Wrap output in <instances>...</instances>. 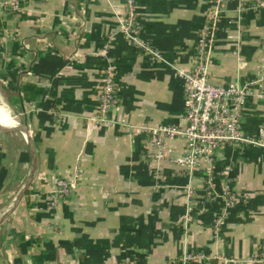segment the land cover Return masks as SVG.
Masks as SVG:
<instances>
[{
	"label": "crops",
	"instance_id": "crops-1",
	"mask_svg": "<svg viewBox=\"0 0 264 264\" xmlns=\"http://www.w3.org/2000/svg\"><path fill=\"white\" fill-rule=\"evenodd\" d=\"M136 0L139 32L121 33L126 0H23L0 9V264H264V0ZM217 28L209 59L214 84L253 81L240 128L256 146H228L217 169L239 203L223 211L204 192L203 166L178 168L181 139L151 142V130L183 116V81L207 15ZM141 44L156 52L151 55ZM116 102L100 125L104 77ZM24 84L38 89L22 96ZM7 108V109H6ZM21 126L22 131L17 128ZM29 144V143H28ZM30 152V153H29ZM157 155H161L158 159ZM71 193L56 199L55 181ZM55 200V201H54ZM28 203V205H27Z\"/></svg>",
	"mask_w": 264,
	"mask_h": 264
},
{
	"label": "built area",
	"instance_id": "built-area-1",
	"mask_svg": "<svg viewBox=\"0 0 264 264\" xmlns=\"http://www.w3.org/2000/svg\"><path fill=\"white\" fill-rule=\"evenodd\" d=\"M135 1L126 0V18L121 33L132 39L139 32L140 24L135 18ZM229 0H215L216 8ZM238 4V12L247 7L261 8V0H232ZM23 0H0L3 13H19ZM218 22L216 11H211L196 40L195 56L188 71H180L183 81L184 113L176 125L156 127L150 132L151 142L160 147L163 140L181 139L183 153L177 159L178 168L192 173L203 166L204 192L208 199L217 200L223 211L236 206L239 197L229 184H221V178L228 175L229 167L217 169L220 151L228 146H256L259 142L245 137L240 128L243 107L255 85L253 81L233 83L227 86L214 84L209 75V59L214 43ZM151 55L156 52L146 44H141ZM117 87L114 79L107 74L99 88L97 114L91 120L100 125L111 124L108 114L116 102ZM161 155H157L159 159ZM56 199H65L71 193L67 180L55 181ZM55 201V200H54ZM202 259L200 255L186 254L179 259V264H187Z\"/></svg>",
	"mask_w": 264,
	"mask_h": 264
},
{
	"label": "water",
	"instance_id": "water-1",
	"mask_svg": "<svg viewBox=\"0 0 264 264\" xmlns=\"http://www.w3.org/2000/svg\"><path fill=\"white\" fill-rule=\"evenodd\" d=\"M0 129H1L2 133H4V134H11L15 130L14 128L6 127V126H1ZM22 133L25 135V137L27 138L28 143L30 145L29 135H28V132L25 128L23 129ZM30 151H31V163H30L29 168H28V174H27L26 180H25L22 188L20 189V191L17 193V195L11 201L9 206L6 208L5 212L1 215L0 225L4 222V220L10 215V213L17 206L18 202L22 199V197L24 196V194L26 193V191L28 190V188L32 182L33 175H34L35 161H34V153H33L32 148H30Z\"/></svg>",
	"mask_w": 264,
	"mask_h": 264
},
{
	"label": "trees",
	"instance_id": "trees-1",
	"mask_svg": "<svg viewBox=\"0 0 264 264\" xmlns=\"http://www.w3.org/2000/svg\"><path fill=\"white\" fill-rule=\"evenodd\" d=\"M19 90L22 94V96L24 97H29V98H35L38 94V89L33 86V85H29V84H24V85H21L19 87ZM28 205V203H27Z\"/></svg>",
	"mask_w": 264,
	"mask_h": 264
},
{
	"label": "bare ground",
	"instance_id": "bare-ground-1",
	"mask_svg": "<svg viewBox=\"0 0 264 264\" xmlns=\"http://www.w3.org/2000/svg\"><path fill=\"white\" fill-rule=\"evenodd\" d=\"M6 109H7V108H6ZM6 111H7V110H6ZM6 111H4L3 109L0 108V115L6 116V115H7V114H6ZM17 130L21 132V131H22V127L19 126V127L17 128ZM27 145H28V150H29L30 148H29L28 141H27ZM29 153H30V152H29Z\"/></svg>",
	"mask_w": 264,
	"mask_h": 264
}]
</instances>
